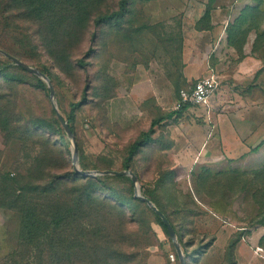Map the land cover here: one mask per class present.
Returning <instances> with one entry per match:
<instances>
[{
  "label": "rangeland",
  "instance_id": "1",
  "mask_svg": "<svg viewBox=\"0 0 264 264\" xmlns=\"http://www.w3.org/2000/svg\"><path fill=\"white\" fill-rule=\"evenodd\" d=\"M120 3L0 0V49L50 77L61 115L72 118L85 171L127 170L135 140L175 111L188 86L181 78L185 54L213 30L214 17L222 21L217 11L229 21L234 65L248 44L264 57V0H127L120 18L96 25ZM9 61L0 53V182L8 177L22 198L16 205L0 188V264H181L170 236L151 209L132 201L126 181L107 187L130 200V209L121 211L99 189L74 216L83 227L76 221L70 229L66 221L51 240L50 221L68 209L76 189L43 190L73 157L63 151L48 83ZM225 113L222 107L214 117ZM219 128L202 109L178 113L156 128L130 170L175 222L188 264H264V146L224 158L211 148ZM29 212L42 221L31 233L23 227ZM24 232L32 239L22 243Z\"/></svg>",
  "mask_w": 264,
  "mask_h": 264
},
{
  "label": "crops",
  "instance_id": "2",
  "mask_svg": "<svg viewBox=\"0 0 264 264\" xmlns=\"http://www.w3.org/2000/svg\"><path fill=\"white\" fill-rule=\"evenodd\" d=\"M216 14L222 21H214V17L209 35L192 41L190 51L185 54L181 78L190 86L198 79L214 74L219 89L208 105L186 108L185 111L202 109L212 123L220 126L219 146L212 143L211 147L214 154L238 158L262 144L264 146V57L254 56L248 44L243 60L234 65L231 57L235 56V50L229 44L224 26L229 21L225 13L217 11ZM167 106L155 105L156 108ZM222 107L226 113L214 117ZM185 154L192 157L194 151L187 148Z\"/></svg>",
  "mask_w": 264,
  "mask_h": 264
},
{
  "label": "trees",
  "instance_id": "3",
  "mask_svg": "<svg viewBox=\"0 0 264 264\" xmlns=\"http://www.w3.org/2000/svg\"><path fill=\"white\" fill-rule=\"evenodd\" d=\"M126 7H127V0H121L119 11L98 17L97 20H96V25H99V24H102V23H107V22H110V21H112L114 19L120 18L125 13ZM0 50H2V49H0ZM11 55H13V54H11ZM80 63H82V61H80ZM185 110H186V108L181 110V111H173V112L169 113L167 115V117H161L159 119L153 120L151 122L150 128L147 131L142 132V134L131 145L130 150H129V155H128L127 159L124 162L125 169L130 170L131 161L136 156L138 151L141 148L147 146L148 144H150V143H152L154 141L153 136L156 133V128L162 122H164L166 119L174 118L178 113H182ZM58 119H55V122L57 123L58 126H60L59 123H61V122ZM66 121L68 122L69 126L72 128L74 134H76L74 126L72 125V118L70 117ZM61 134H62L61 144H62L63 151L66 150L67 151V155H69L70 157H73L72 151L70 150V146H71L70 142H69V140L67 138L65 130H62V128H61ZM262 145L258 146L254 150H257V149L261 148ZM81 159L82 158L80 157V166H81L80 168L85 171L87 168L83 166V163H82ZM67 162H68V160H67ZM69 164H70V162H69ZM110 180L126 181V182L131 183V187L134 188V185H133L132 180H131L130 177H127V176H109V175L108 176H97V177L82 176L79 173H77V171L75 170L74 165H72L70 167V169L64 175H58V174L55 175V174H53L51 181H49L46 184V186H45V188L43 190V191H45V193H48L49 191L55 189L57 186H59L61 184L71 185L72 187H74L76 189V191L74 193H72V200L69 203L68 209L66 211H61V213H56V217L55 218L52 217V220L50 221L49 228H51L52 232L54 233V239H51V240H55L54 243L58 240L57 233L63 228L64 225H66L65 224L66 221H68V228H70V229H72V227H73L72 225L75 224L76 221H78L80 223V226L83 227V224L79 221V219L78 218L75 219L74 216H75V214L79 213V210H77V209H79V207L81 205H83L84 203L91 204L92 202H94L96 200V195H97V192H98L99 189H101V191L103 190V191L106 192L103 195L104 198H106V199H109V198L110 199H115V201L117 202V205L119 206L118 208L121 211L126 212L127 209H130L132 207V202L130 200H128V199L126 200L125 198L120 197L115 191H112L110 188L107 187L108 186V181H110ZM9 182H10V179L8 177H5V178L1 177L0 188L5 193H9L11 196L16 197L15 202H16V205H18V202H20L21 198H22V196L19 195V194L22 193L21 189L13 188V186ZM143 195L145 197H147L148 199H150L156 205V207L168 218V220L170 221L172 227L174 228V230L176 231V234H177V228H176L175 222L173 221L171 216H169V214L167 212H165L155 202V200H153L149 195H145V194H143ZM133 200L138 202V203H140V204H142V205H144L145 207H148L149 209H151L144 201H142L139 198H136V196H133L132 201ZM13 206H15V205H13ZM26 211H28V207H27ZM29 211H31V209ZM152 212L155 214V216L157 217L159 222L162 224V226H163L164 230L166 231L167 235L169 236L167 228H166L165 224L163 223L162 219L160 218V216H158L153 210H152ZM33 216L34 215H32L29 212L28 216L26 215V217L24 218L23 227L28 233H31L30 231H28V229L30 227H33V226L36 227L37 225L39 226V223L42 222V221L39 222L37 220L34 221ZM67 217L70 219V221L68 220ZM21 237H22L21 238L22 243L27 242L28 239H32V237L29 236V235H28V237H30V238H27V234L26 233L22 234ZM77 240H78V238H74V240L72 241V244L73 245L76 244ZM179 240H180V243L183 242V239L180 238ZM20 245L22 246V244H20ZM232 248L234 249V246H232ZM232 254L234 256V250H233ZM176 255H177V252H176ZM177 257H178V255H177Z\"/></svg>",
  "mask_w": 264,
  "mask_h": 264
},
{
  "label": "water",
  "instance_id": "4",
  "mask_svg": "<svg viewBox=\"0 0 264 264\" xmlns=\"http://www.w3.org/2000/svg\"><path fill=\"white\" fill-rule=\"evenodd\" d=\"M0 53H2L5 57H7L8 59H10L14 65H17L19 67H21L22 69L39 76L40 78H42L43 80H45L50 88V96H51V100L53 103V107L54 110L56 112L57 117L59 118L62 127L64 128L65 132L67 133L68 138L72 141V145H73V164L75 167V170L77 171V173H79L82 176H87V177H97V176H105V175H113V176H127L130 177L132 180V183L134 185V190H135V196L136 198L141 199L142 201H144L158 216H160V218L162 219L163 223L165 224L168 234L175 246L177 255L179 257V260L181 262V264H188V259L186 257V255L184 254L183 251V247L178 239V236L176 234V231L174 230V228L172 227L170 221L168 220V218L156 207V205L147 197H145L142 194L140 185H139V179L137 177V175L132 171V170H125V171H114V170H107V171H84L81 170L78 164L79 161V150H78V145L76 143L75 140V134L72 130V128L69 126L68 122L64 119V117L61 115L57 103H56V92H55V88L52 84L51 79L44 74L43 72H41L38 68H35L29 64H27L26 62L20 60L19 58L11 55L10 53L0 50Z\"/></svg>",
  "mask_w": 264,
  "mask_h": 264
},
{
  "label": "built area",
  "instance_id": "5",
  "mask_svg": "<svg viewBox=\"0 0 264 264\" xmlns=\"http://www.w3.org/2000/svg\"><path fill=\"white\" fill-rule=\"evenodd\" d=\"M219 81L216 75L200 78L192 85L179 90L175 111L185 108L208 105L212 96L219 89Z\"/></svg>",
  "mask_w": 264,
  "mask_h": 264
},
{
  "label": "bare ground",
  "instance_id": "6",
  "mask_svg": "<svg viewBox=\"0 0 264 264\" xmlns=\"http://www.w3.org/2000/svg\"><path fill=\"white\" fill-rule=\"evenodd\" d=\"M260 251V250H259Z\"/></svg>",
  "mask_w": 264,
  "mask_h": 264
}]
</instances>
